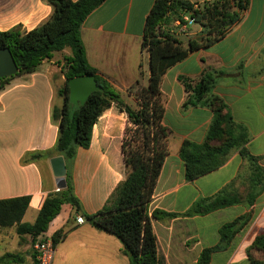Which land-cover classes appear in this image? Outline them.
I'll return each instance as SVG.
<instances>
[{
    "label": "crops",
    "instance_id": "0c3cea01",
    "mask_svg": "<svg viewBox=\"0 0 264 264\" xmlns=\"http://www.w3.org/2000/svg\"><path fill=\"white\" fill-rule=\"evenodd\" d=\"M155 1L106 0L81 27L87 62L134 109L138 108L135 85L143 74V34ZM53 12L48 0H0V31L20 28L22 33L30 32L48 22ZM71 55L70 48L56 52L35 72L15 76L0 88V201L29 196L23 223H35L45 200L59 192L51 167V160L61 157L55 149L60 131L53 111L64 104L59 91L66 82L65 58ZM207 73L217 77L213 93L245 128L249 137L245 147L258 162L252 164L233 150L221 168L187 182L181 146L184 141L204 142L213 112L204 107L184 110L186 93L178 78L197 80ZM161 92L163 124L170 131L169 154L149 205L150 214L154 210L185 213L200 199L223 193L245 202L254 183L261 189L264 173L259 181L254 170L259 167L264 172V0H249L241 21L223 39L169 69ZM130 127L128 116L112 105L95 124L90 147L79 148L68 167L64 160L82 212L64 204L44 233L66 234L55 254L63 264H128L117 238L86 221L78 224L77 218L85 220L84 215L96 214L115 202L127 177L122 143ZM251 209V222L227 250L213 254L210 264H251L248 250L264 232V190ZM246 212L243 203L205 216L152 220L162 262L196 264L204 249L219 244L221 227Z\"/></svg>",
    "mask_w": 264,
    "mask_h": 264
},
{
    "label": "trees",
    "instance_id": "16d2710c",
    "mask_svg": "<svg viewBox=\"0 0 264 264\" xmlns=\"http://www.w3.org/2000/svg\"><path fill=\"white\" fill-rule=\"evenodd\" d=\"M54 12L51 19L41 27L27 33L20 28L0 31V49H9L18 66V73L30 74L37 70L42 61L52 58L56 52L70 48L72 55L65 58L64 87L59 91L63 97L62 108H55L53 119L59 122V139L56 152L63 157L67 167L76 158L79 148L88 149L91 145L93 128L103 112L112 105L128 116L131 127L127 129L122 143V153L127 177L117 191L113 205L105 207L93 215H84L95 229L112 235L122 244V253L128 264H164L159 256L157 238L152 220L165 221L175 218L205 216L227 207L245 204L248 212L220 231V242L202 251L196 264H210L213 254L229 248L253 218L252 207L256 198L264 190L257 183L252 185L250 196L245 202L231 199L224 193L215 198L197 201L185 213H167L154 210L149 213V205L163 164L169 154L170 131L164 126L165 106L161 84L165 74L176 64L184 61L191 53L219 42L238 24L248 9L249 0H215L203 9L194 10L192 3L185 0H156L147 19L143 34L142 48L149 54V78L146 86L141 78L136 82L135 98L138 108L134 109L116 93L110 84L98 76V71L87 62L85 47L81 39V27L85 20L106 0H48ZM180 10H188L196 22L207 30L201 40L189 39L187 43L176 38L170 28L181 18ZM94 75L102 91L94 92L83 106L69 107L68 82L73 78ZM15 76L0 80V88ZM186 99L183 109L204 107L213 112V120L203 143L184 141L180 158L185 163V179L193 182L221 168L233 150H239L242 157L252 164L258 158L252 156L245 147L249 137L245 128L237 124L228 111L225 101L213 93L217 77L207 73L197 80L179 76ZM255 179L262 180L259 167L254 170ZM262 175V176H261ZM256 182V181H255ZM67 186L50 195L42 205L33 224L23 223L31 198L29 196L0 201V227L16 228V234L23 239H33L46 233L50 223L60 214L64 204H70L77 213L82 212L80 201L74 195L70 173L66 176ZM66 234L57 232L54 237L57 246ZM253 251L264 253V232H261L248 250L251 264H259ZM32 264H38L32 251ZM0 264H26L23 256L6 254Z\"/></svg>",
    "mask_w": 264,
    "mask_h": 264
},
{
    "label": "rangeland",
    "instance_id": "374dc122",
    "mask_svg": "<svg viewBox=\"0 0 264 264\" xmlns=\"http://www.w3.org/2000/svg\"><path fill=\"white\" fill-rule=\"evenodd\" d=\"M188 3L198 5L199 9H203L206 4H211L215 0H185ZM181 16H190L192 13L188 10H180ZM173 31V35L178 38L180 41L187 43L189 39H198L201 40L202 36H206L207 30H204V27L198 24L197 22L190 30V35L180 36L177 35V29L172 25L170 28ZM143 74H142V83L144 86L148 84L149 78V55L147 51L143 52ZM86 221V219H85ZM42 236L36 239L37 243ZM33 239L26 236L23 239L19 238L16 234L15 228H1L0 227V258L5 254H18L24 257L26 264H32V251H33ZM124 257V256H123ZM253 257L258 261L259 264H264V253H258V251H253ZM123 259V258H121ZM126 259V258H125ZM54 264H63L60 259H55Z\"/></svg>",
    "mask_w": 264,
    "mask_h": 264
},
{
    "label": "water",
    "instance_id": "95a60500",
    "mask_svg": "<svg viewBox=\"0 0 264 264\" xmlns=\"http://www.w3.org/2000/svg\"><path fill=\"white\" fill-rule=\"evenodd\" d=\"M18 73V66L9 49H0V80L15 76ZM69 107L83 106L94 92L102 91L94 75L73 78L68 82ZM51 167L54 176L57 178V188L64 190L67 186V168L62 157L51 160Z\"/></svg>",
    "mask_w": 264,
    "mask_h": 264
},
{
    "label": "built area",
    "instance_id": "2783aa9c",
    "mask_svg": "<svg viewBox=\"0 0 264 264\" xmlns=\"http://www.w3.org/2000/svg\"><path fill=\"white\" fill-rule=\"evenodd\" d=\"M194 10H199L198 5H194ZM195 23L196 18L191 14L188 17L181 16L180 19L173 23V26L177 29V35L188 36ZM171 32L173 34V31ZM84 222L85 220L82 217L77 218L78 224H83ZM33 251L38 264H54L56 246L53 236L43 234L42 238L33 246Z\"/></svg>",
    "mask_w": 264,
    "mask_h": 264
}]
</instances>
